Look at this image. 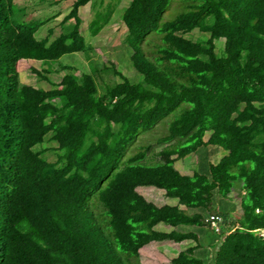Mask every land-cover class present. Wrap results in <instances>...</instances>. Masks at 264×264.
Listing matches in <instances>:
<instances>
[{"label": "trees", "instance_id": "1", "mask_svg": "<svg viewBox=\"0 0 264 264\" xmlns=\"http://www.w3.org/2000/svg\"><path fill=\"white\" fill-rule=\"evenodd\" d=\"M104 1L74 0L51 40L54 28L36 37L49 18L24 20L15 0H0V264H123L116 243L127 264H142L140 250L152 242L199 241L193 227L214 229L207 223L213 213L222 216L223 234L213 260L196 256L192 244L171 264H264V237L254 232L264 228V0H187L189 9L162 25L172 0H131L121 18L142 81L131 82L107 60L81 76L61 64L57 70L65 73L50 89L23 84L22 70L46 81L56 72L50 62L65 54L95 57L79 9ZM122 1L96 12L91 37L110 24ZM196 29L207 39L186 36ZM153 31L162 36L147 56L143 43ZM219 39L225 40L220 54ZM110 73L122 81L100 85ZM179 107L156 140L160 151L139 144L125 160L142 131ZM49 133L57 144L54 162L43 157L48 147L35 149ZM209 145L228 154L205 173L175 168L176 160ZM236 180L245 189L242 213L229 221L211 206L215 195L229 198ZM142 186L164 189L178 204L159 207L138 192ZM94 192L101 204L95 214L105 215L113 236L107 241L91 211ZM161 223L172 230L155 229Z\"/></svg>", "mask_w": 264, "mask_h": 264}, {"label": "rangeland", "instance_id": "2", "mask_svg": "<svg viewBox=\"0 0 264 264\" xmlns=\"http://www.w3.org/2000/svg\"><path fill=\"white\" fill-rule=\"evenodd\" d=\"M100 2V0H97ZM74 0H49L46 2H41L39 0H15V5L17 9L24 8L26 12V17L24 20L30 19H47L50 20L40 26L39 30L36 32V37L38 39L44 38L48 35V31L51 28H54V32L50 37L51 40L56 38L61 32V21L65 17L66 14L70 11ZM111 2V0H105L104 4L101 8H99V4L91 5L80 9V15L82 18L81 30L82 34L92 45L95 46V57L90 58L87 56L85 51L70 53L63 55L57 61H51L50 63L55 68V73L48 75V80L41 81L38 80L34 73L30 70H22L20 73V80L23 84L32 85L35 87H41L44 89L52 88V84H57L62 79L65 71H59L57 69L60 68L61 64L73 65L76 67L75 74L77 76H81L85 71H90L94 66L103 67L104 62L107 60L115 63L116 68L123 73L131 82L138 83L142 81V76L136 71L131 61L132 49L129 47L127 42H125V38L128 34L127 27L121 18V10L127 7L131 0H123L119 6V11H116L113 15V19L110 22V25H106L103 30L96 36L91 37L89 32V23L95 17L97 11L101 9V13H104L106 5ZM58 3V4H57ZM193 1L187 0H172L171 3L167 6L166 11L163 14L161 25L164 22L170 21L174 19L176 16L181 14L184 11H187ZM25 12H19L16 15V19L22 21V15ZM124 12V11H123ZM123 14V13H122ZM72 23V21H70ZM68 25V24H67ZM68 27V26H67ZM203 35V36H202ZM158 36H162L159 31H153L149 33L143 43V48L145 49L146 54L150 53V48L152 47V43L156 40H160ZM187 37L195 40L207 39L209 34L201 33L198 29L194 30L191 34H187ZM162 43V41L160 42ZM217 44V53L220 54L225 45L224 39L216 40ZM147 54V56H148ZM30 65L37 67L38 69L42 67L41 61H29ZM107 65L111 66V64L107 63ZM104 80L100 78V85L105 84H114L116 82H121L122 79L120 76H116L110 73L107 76L103 75ZM182 107H179L170 115L163 118L157 125L147 131H142V133L137 138V143L134 146L129 148L127 156L125 160L137 153V146L139 144H147L151 145L152 150L157 153L160 151L164 145H156L157 139L165 135L167 133L168 126L170 122L179 114ZM168 123V124H167ZM165 128V129H164ZM49 133L43 143L38 144L35 149H41L42 147H48L46 151H44V156L48 161H56L57 151H52L57 144L50 139ZM211 135V132H207L204 136V139H208ZM205 140V141H206ZM90 136L87 139L86 143H89ZM228 154V151L218 146H204L201 147L199 151L194 154L189 155L186 158H181L176 160L175 168L182 175H190L192 176L194 172L201 171L205 173L210 164H217L220 162L221 158ZM156 154L154 153V157L156 158ZM149 158V157H148ZM122 166V165H121ZM185 169V170H184ZM187 170V171H186ZM187 172L189 174H187ZM233 191L229 195V198H220L218 195H215L213 198L212 210H218L222 215L227 218L229 221L235 220L238 215L242 213V198L245 194V189L243 188V182L241 180H236L233 182ZM138 192L146 197V199L150 202H156L158 205H166V204H176L178 203L177 199L173 201H169L166 197V192L163 189H159L156 187H138ZM98 193L94 192L92 194L90 200L92 203L91 211H93L94 222L99 227L98 229L101 231L102 237L107 241L113 238L111 235V229L107 224V218L101 215H96V213L101 212V209L98 207L97 201ZM101 205V204H100ZM98 207V209H97ZM97 210V211H96ZM198 211L205 213L204 210L199 209ZM98 217V218H97ZM228 223V222H227ZM157 230H172V227L161 223L155 226ZM193 229L199 234V241H183L181 243H176L171 240L165 241H156L144 246L140 250V258L142 264H171V259L176 256L179 251L186 249L189 245H198L195 251V255L199 256L207 261L213 260L215 256V246L219 243V241L223 238V234H219L214 229H212L209 225L202 227H193ZM117 244V243H116ZM113 245L115 254L121 256L123 258L119 259L123 264L128 263V259H126L125 252H122L117 245Z\"/></svg>", "mask_w": 264, "mask_h": 264}, {"label": "built area", "instance_id": "3", "mask_svg": "<svg viewBox=\"0 0 264 264\" xmlns=\"http://www.w3.org/2000/svg\"><path fill=\"white\" fill-rule=\"evenodd\" d=\"M207 222L211 224V226L215 229L216 232L220 233V222H222V216L217 213L211 214V216L207 219ZM260 233L261 236L264 237V230H256Z\"/></svg>", "mask_w": 264, "mask_h": 264}, {"label": "crops", "instance_id": "4", "mask_svg": "<svg viewBox=\"0 0 264 264\" xmlns=\"http://www.w3.org/2000/svg\"><path fill=\"white\" fill-rule=\"evenodd\" d=\"M89 4V6H90V4H91V2L90 3H88ZM88 4L87 5H85V6H81L80 7V9H82V8H84V7H87L88 6ZM80 9H79V11H80ZM79 15H80V12H79ZM80 17H81V15H80ZM82 19V18H81ZM35 61V60H34ZM37 61V60H36ZM206 140V139H205ZM208 140V139H207ZM206 140V141H207ZM185 170V169H184ZM187 171V170H186ZM187 174H189L188 172H187ZM142 187H147V186H142ZM151 187V186H150ZM164 190V189H163ZM166 192V191H165ZM144 196V195H143ZM145 197V196H144ZM166 197H167V195H166ZM146 198V197H145ZM168 198V200L169 201H173L174 199H172V198H169V197H167ZM154 204H156L157 206H159V207H162V206H164V205H158L156 202H153ZM178 203H176V204H168V205H177ZM167 205V204H166ZM181 208H183V209H185L186 207L185 206H183V205H181L180 206Z\"/></svg>", "mask_w": 264, "mask_h": 264}, {"label": "clouds", "instance_id": "5", "mask_svg": "<svg viewBox=\"0 0 264 264\" xmlns=\"http://www.w3.org/2000/svg\"><path fill=\"white\" fill-rule=\"evenodd\" d=\"M89 3H90V2H89ZM109 25H110V24H109ZM107 26H108V25H107ZM177 201H178V200H177ZM167 205H168V204H167ZM207 223H208V222H207ZM261 229L264 230V228H259V229H255L254 232H255L256 234H260V233L257 232L256 230H261ZM262 237H263V236H262ZM155 242H156V241H155ZM152 243H153V242H152ZM180 243H181V242H180Z\"/></svg>", "mask_w": 264, "mask_h": 264}]
</instances>
